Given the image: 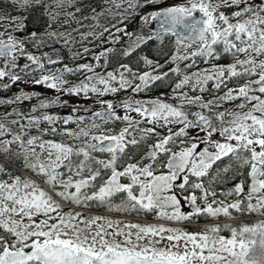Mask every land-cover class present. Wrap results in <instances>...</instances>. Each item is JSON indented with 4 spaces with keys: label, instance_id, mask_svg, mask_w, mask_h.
I'll return each instance as SVG.
<instances>
[{
    "label": "snow or ice",
    "instance_id": "6c2138e0",
    "mask_svg": "<svg viewBox=\"0 0 264 264\" xmlns=\"http://www.w3.org/2000/svg\"><path fill=\"white\" fill-rule=\"evenodd\" d=\"M12 3L47 24L0 16V88L56 95L0 98V264H264V0ZM64 96L99 107L50 112Z\"/></svg>",
    "mask_w": 264,
    "mask_h": 264
},
{
    "label": "trees",
    "instance_id": "16d2710c",
    "mask_svg": "<svg viewBox=\"0 0 264 264\" xmlns=\"http://www.w3.org/2000/svg\"><path fill=\"white\" fill-rule=\"evenodd\" d=\"M85 3H90L93 5L96 4H102L103 0H85ZM105 7H107L105 5ZM99 10V8H98ZM42 9L41 8H34L31 11H26V10H21L19 9L18 5H13L12 0H0V16H6V15H11V16H27V20H26V31L30 32V31H37V32H43L44 28L46 27L47 24V17L42 15ZM87 23V22H86ZM139 26V18L137 17L136 20L130 22L129 24V31H134L137 29V27ZM24 35L25 33H19L18 35ZM55 47L59 48V45H55ZM117 48H119V45L117 46ZM171 49V44L166 41L165 42V46L160 49L158 47V43L157 44H151L148 47L143 48L142 54L150 56L154 59H161L162 62V57L163 54L170 51ZM44 51H50V49L45 48ZM62 57H64V61L65 63H71V53L68 51V49H62L61 52L59 53ZM141 53H137L134 54L132 57H122L121 55H119V53H114L112 58H111V64L109 65V69L111 70V68L118 66L119 63L123 62V63H129L133 68L137 67V59L138 56ZM77 63H81V61H76ZM222 62H226V61H222ZM20 89L18 87H16L15 85H13L11 87V89H2L0 88V98H4V97H11L12 95H14L15 93H17ZM167 84L165 83L164 85H162L161 87H156L153 88V90L149 93L146 94H141L140 98H147L150 96H156L159 95L162 91H167ZM123 95V93L121 94ZM106 99H112L111 96L109 97H105ZM37 100L33 99L31 101H26L24 102L23 105H21V107L24 110H27L29 108L30 105L32 104H36ZM4 108V106H0V109ZM72 107H63V108H58L55 109L53 111V113H59L60 115H67L71 112ZM80 114H85L81 112ZM71 127H74L75 125H70ZM121 125H117V127H120ZM142 151V150H141ZM137 157L140 155V152L138 151L136 153ZM231 184L230 183H226L223 185L218 186V190L220 189H227L228 187H230ZM120 202V197H116L114 198V203H119ZM93 214H99V215H106V216H110L112 218L115 219H123L129 222H133V223H163V221H158L157 219H155V217L152 214H148V215H136L135 213L133 214H129V215H124L122 213H116V212H111L109 213L105 208L103 207H93L92 209ZM127 219H124V218ZM246 222H255L258 221L259 219H261V217H257L255 215L253 216H248V217H244L243 218ZM213 221L209 218L206 217H201L199 219L194 220L191 224H185L184 226L189 228L190 230H195L197 228L202 227L203 225H205L206 223H212ZM239 221H236V223H238ZM176 226V225H173ZM228 233H225V235H227Z\"/></svg>",
    "mask_w": 264,
    "mask_h": 264
},
{
    "label": "rangeland",
    "instance_id": "374dc122",
    "mask_svg": "<svg viewBox=\"0 0 264 264\" xmlns=\"http://www.w3.org/2000/svg\"><path fill=\"white\" fill-rule=\"evenodd\" d=\"M21 36H23L22 34H20ZM98 50V49H97ZM84 61H81V63ZM21 63H23V61H21ZM16 87H18L19 89H24L25 91H35L37 93L42 94V96H47V97H54L56 95V93L52 90H48L46 88H44L43 86H32L30 84H19V85H15ZM64 100L68 101V104L66 106H54L53 108H51L49 111L53 112L55 109L58 108H63V107H73L76 105H80L81 108L83 109L84 107H99L98 105L94 104L93 100H83V99H79L76 97H69V96H64L63 97ZM4 108L0 109V111H3ZM185 211H188V208L184 209ZM124 218V217H122ZM127 219V218H124Z\"/></svg>",
    "mask_w": 264,
    "mask_h": 264
}]
</instances>
